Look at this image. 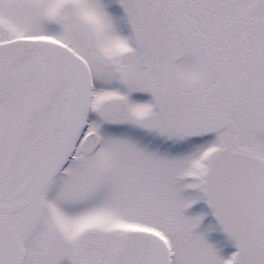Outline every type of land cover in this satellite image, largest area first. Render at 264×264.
<instances>
[{
	"label": "snow or ice",
	"instance_id": "6c2138e0",
	"mask_svg": "<svg viewBox=\"0 0 264 264\" xmlns=\"http://www.w3.org/2000/svg\"><path fill=\"white\" fill-rule=\"evenodd\" d=\"M0 264H264V0H0Z\"/></svg>",
	"mask_w": 264,
	"mask_h": 264
}]
</instances>
